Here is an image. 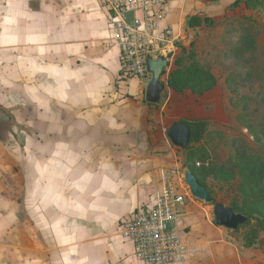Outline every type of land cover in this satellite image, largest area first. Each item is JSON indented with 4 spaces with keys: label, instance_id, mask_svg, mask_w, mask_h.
Wrapping results in <instances>:
<instances>
[{
    "label": "crops",
    "instance_id": "obj_1",
    "mask_svg": "<svg viewBox=\"0 0 264 264\" xmlns=\"http://www.w3.org/2000/svg\"><path fill=\"white\" fill-rule=\"evenodd\" d=\"M234 1L207 4L209 15ZM119 71L95 0H0V264H136L118 222L177 168L166 130L184 117L168 106L184 97L169 88L149 103L147 82ZM193 216L203 248L213 240ZM194 263L208 264L204 251Z\"/></svg>",
    "mask_w": 264,
    "mask_h": 264
},
{
    "label": "rangeland",
    "instance_id": "obj_2",
    "mask_svg": "<svg viewBox=\"0 0 264 264\" xmlns=\"http://www.w3.org/2000/svg\"><path fill=\"white\" fill-rule=\"evenodd\" d=\"M215 1L173 4L174 22L184 30L173 65L162 76L163 95L167 98L171 88L184 97L170 100L168 111H180L183 120L206 122L199 140L185 150L174 146V157L182 174L194 170L215 202L231 206L237 200L238 210L252 217L249 225L229 230L215 223L214 203L197 198L188 203L194 223L215 242L206 241L203 248L200 242L194 259L204 251L206 262L215 264L212 251L216 264H231L234 253L236 264H264V230L256 225L264 215V3L210 16L207 4ZM54 6L44 5L51 15ZM205 17L213 23L206 24ZM215 86L218 91L211 93ZM213 245L218 246L210 250Z\"/></svg>",
    "mask_w": 264,
    "mask_h": 264
},
{
    "label": "built area",
    "instance_id": "obj_3",
    "mask_svg": "<svg viewBox=\"0 0 264 264\" xmlns=\"http://www.w3.org/2000/svg\"><path fill=\"white\" fill-rule=\"evenodd\" d=\"M105 11L111 41L119 48L120 81H149V58L173 65L182 27L170 22L175 0H95ZM167 69V67H166ZM151 206L123 216L118 227L134 243L136 264H195L199 241L187 230L188 203H195L178 168L164 174Z\"/></svg>",
    "mask_w": 264,
    "mask_h": 264
},
{
    "label": "water",
    "instance_id": "obj_4",
    "mask_svg": "<svg viewBox=\"0 0 264 264\" xmlns=\"http://www.w3.org/2000/svg\"><path fill=\"white\" fill-rule=\"evenodd\" d=\"M148 70L152 74L146 86V101L149 103H159L165 84L162 76L169 61L166 56L159 55L157 58H149L147 61ZM167 137L169 141L179 149H187L191 140L192 131L183 121H175L168 126ZM184 179L189 186L192 195L206 203H214L215 223L229 230H237L240 226L248 223L249 216L236 212V210L222 202H215L211 192L198 179L191 168L184 170Z\"/></svg>",
    "mask_w": 264,
    "mask_h": 264
},
{
    "label": "trees",
    "instance_id": "obj_5",
    "mask_svg": "<svg viewBox=\"0 0 264 264\" xmlns=\"http://www.w3.org/2000/svg\"><path fill=\"white\" fill-rule=\"evenodd\" d=\"M251 2H253V3H257V4H260V3H264V0H235L233 3H232V5H230V7H229V9H233V8H236V7H238V6H241V5H248V4H250ZM204 22L206 23V24H211V23H213V21L211 20V19H209L208 17H205V19H204ZM168 83L169 84H172V82L171 81H168ZM170 86V85H169ZM173 88H174V86H173ZM175 89V88H174ZM180 121H183V122H185L189 127H190V129H191V131H192V136H191V140H190V142H189V145H191V143H193L194 141H197V140H199L200 139V134L202 133V131H203V129H204V126H205V124H206V122L205 121H201V120H180ZM193 170V169H192ZM193 172H194V170H193ZM195 173V172H194ZM196 174V173H195ZM196 176H197V174H196ZM198 177V176H197ZM198 179H199V177H198ZM200 180V179H199ZM205 185V184H204ZM205 187L209 190V188L207 187V185H205ZM210 191V190H209ZM212 193V192H211ZM231 207H233L235 210H236V212H240V213H243V214H245L246 215V212H243V211H241V210H238L239 209V207H240V205H238V201L236 200H234L233 201V203H232V205H231ZM249 221H248V223H246V224H244V225H242L241 227H245L246 225H249L250 223H251V220H252V217L251 216H249ZM257 222H256V225L260 228V229H262V230H264V215L263 216H261V215H259L257 218ZM253 237H251V238H249V245L251 244V243H253Z\"/></svg>",
    "mask_w": 264,
    "mask_h": 264
}]
</instances>
